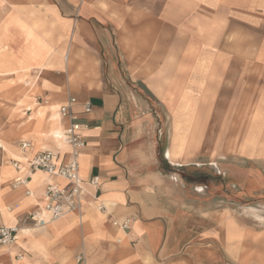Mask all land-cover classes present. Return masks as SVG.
<instances>
[{"label":"crops","instance_id":"0c3cea01","mask_svg":"<svg viewBox=\"0 0 264 264\" xmlns=\"http://www.w3.org/2000/svg\"><path fill=\"white\" fill-rule=\"evenodd\" d=\"M184 1L0 0V221L12 225L36 209L46 182L65 184L30 172L26 162L45 149L67 158V119L57 109L68 95L79 103V175L84 181L98 177L97 186L83 184L79 210L45 226L20 225L29 234L19 229L13 244L0 247V264H264L261 234L252 245L223 240L220 247L213 243L212 222L202 229L191 224L198 188L184 194L179 177L160 168L157 155L159 145H168L166 67L197 65L177 53L167 61V50L176 46L168 43L185 47L200 33L210 49L215 28L199 30V20L212 23L214 6L221 4L226 34L247 10L264 16V0H188L190 9L180 6ZM175 18L189 20L176 26ZM167 26L174 37L181 35L167 37ZM86 100L91 112L84 114ZM164 159L183 166L177 156ZM16 176L28 177L32 196L23 186L12 187ZM126 218L127 229L112 224Z\"/></svg>","mask_w":264,"mask_h":264},{"label":"rangeland","instance_id":"374dc122","mask_svg":"<svg viewBox=\"0 0 264 264\" xmlns=\"http://www.w3.org/2000/svg\"><path fill=\"white\" fill-rule=\"evenodd\" d=\"M179 4L191 8L188 0ZM220 5L214 6L208 26L199 20V30L215 28L210 49L200 33L197 42L189 41L185 47L178 40L168 43L179 48L167 50V61L177 53L183 60L197 59V65L166 67L163 124L168 145L163 157L167 148L176 150L183 166L171 165L175 169L167 172L179 177L184 194L189 187L192 192L198 188L197 202L189 210L191 224L202 229L212 222L213 243L220 247L223 240L232 244L249 240L252 245L255 235L261 234L263 240L257 244L264 253V16L247 10V16L238 19L240 24L223 34L227 19ZM188 20L174 19L176 26ZM172 28L167 26V37H174ZM189 171L204 178L188 183L184 175Z\"/></svg>","mask_w":264,"mask_h":264},{"label":"built area","instance_id":"2783aa9c","mask_svg":"<svg viewBox=\"0 0 264 264\" xmlns=\"http://www.w3.org/2000/svg\"><path fill=\"white\" fill-rule=\"evenodd\" d=\"M78 100L72 95H68L65 102L59 105L57 112L67 119L66 132L63 133V141L69 146V154L67 158H61L58 151L45 149L38 151L27 160L29 171L32 173L40 172L48 176H53L62 179L65 184H56L48 181L44 185L41 204L29 213H26L17 223L12 225L3 224L0 221V247H9L13 244L17 237V232L20 225L28 222L35 226H45L63 215L77 211L80 209L83 202V184L86 182L92 186L98 185V177H91L88 181H84L79 175L78 155L84 141L79 133L80 124L78 122V114L75 112V107L78 105ZM82 112H91V103L86 100L81 104ZM86 126V125H85ZM30 146L28 141L21 143V148L26 149ZM1 147V143H0ZM18 161L13 160V166L17 167ZM28 177L16 176L12 181V187H24V194L32 196V191L28 188ZM14 206H7L10 211ZM102 210L100 205L97 207ZM1 214V210H0ZM130 219L114 220L112 224L121 229H127L130 226ZM21 255L17 254L16 259Z\"/></svg>","mask_w":264,"mask_h":264},{"label":"trees","instance_id":"16d2710c","mask_svg":"<svg viewBox=\"0 0 264 264\" xmlns=\"http://www.w3.org/2000/svg\"><path fill=\"white\" fill-rule=\"evenodd\" d=\"M163 151H164V145H159L158 150H157V155H158V159L160 161V166L163 170L165 171H172L175 169V167H172L163 157ZM184 169H186L187 167H183ZM182 168V169H183ZM184 177L190 181V182H201V180L204 178L202 176H199V174L197 173L195 176L193 177H189V175H184Z\"/></svg>","mask_w":264,"mask_h":264},{"label":"bare ground","instance_id":"6f19581e","mask_svg":"<svg viewBox=\"0 0 264 264\" xmlns=\"http://www.w3.org/2000/svg\"><path fill=\"white\" fill-rule=\"evenodd\" d=\"M238 108V107H237ZM234 116V115H233ZM216 117H217V115H216ZM235 118V117H234ZM216 120V119H215ZM237 120H238V118H237ZM264 120V119H263ZM235 122V121H234ZM214 123V122H213ZM217 124V123H216ZM255 124V126H257V124L256 123H254ZM54 125V124H53ZM52 125V126H53ZM244 125V124H243ZM261 125V124H260ZM234 127V126H233ZM51 129V128H50ZM213 129V128H212ZM259 130H260V128H259ZM258 130V131H259ZM53 132H54V134H56V136L57 137H61V135L60 134H58V132H56V130H52ZM250 132V131H249ZM227 133V132H226ZM249 134V133H248ZM254 134H255V132H254ZM229 137V136H228ZM259 137V136H258ZM238 138V137H237ZM255 139V138H254ZM208 140H210V139H208ZM247 141V140H246ZM253 143V142H252ZM240 146V145H239ZM248 146V145H247ZM249 147V146H248ZM246 148V147H245ZM238 149V148H237ZM246 150V149H245ZM178 152L176 151V150H174V149H171L169 152H168V155H172V156H174V157H176V154H177ZM251 153V152H250ZM40 173V172H39ZM39 204H41V201H40V203ZM6 209H7V207H6ZM8 210V209H7ZM9 211V210H8ZM36 227V226H35ZM39 227V226H38ZM20 235H28L29 234V231H30V229L29 228H27V227H20ZM19 235V234H18ZM22 258V256L20 257V258H18V259H16V260H20Z\"/></svg>","mask_w":264,"mask_h":264}]
</instances>
